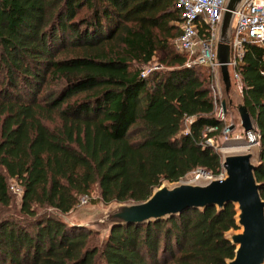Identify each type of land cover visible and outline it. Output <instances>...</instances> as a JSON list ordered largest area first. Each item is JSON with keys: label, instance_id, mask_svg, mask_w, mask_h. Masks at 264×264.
I'll return each mask as SVG.
<instances>
[{"label": "trees", "instance_id": "16d2710c", "mask_svg": "<svg viewBox=\"0 0 264 264\" xmlns=\"http://www.w3.org/2000/svg\"><path fill=\"white\" fill-rule=\"evenodd\" d=\"M180 12L176 0H0V264H226L233 256L223 235L235 229L231 204L114 226L103 240L57 217L92 189L103 204L139 202L162 180L221 172L202 135L223 126L212 74L186 67L172 47ZM156 52L164 69L142 75ZM238 72L264 199V40L244 44ZM8 179L21 190L18 204Z\"/></svg>", "mask_w": 264, "mask_h": 264}, {"label": "water", "instance_id": "95a60500", "mask_svg": "<svg viewBox=\"0 0 264 264\" xmlns=\"http://www.w3.org/2000/svg\"><path fill=\"white\" fill-rule=\"evenodd\" d=\"M242 1L226 0L218 26L215 53L225 94L230 85L226 66L229 60L230 25L233 12ZM230 103L229 99L220 101L223 112ZM235 108L242 132L250 130L251 118L245 107L238 104ZM232 128V125L228 127L229 130ZM249 145L256 148L255 153L249 150L221 151L219 176L202 177L197 174L192 181L162 180L142 201L110 202L113 205L93 222L104 228L103 233L85 224L67 222L62 217L61 221L68 226L96 232L103 240L114 226L149 223L179 215L187 209L201 211L207 206L221 210L226 204H231L235 229L230 228L223 235L234 249L233 256L225 261L226 264H264V199L260 197L259 183L254 176V170L259 165V147L254 142Z\"/></svg>", "mask_w": 264, "mask_h": 264}, {"label": "built area", "instance_id": "2783aa9c", "mask_svg": "<svg viewBox=\"0 0 264 264\" xmlns=\"http://www.w3.org/2000/svg\"><path fill=\"white\" fill-rule=\"evenodd\" d=\"M181 8L180 20L178 22L179 34L173 39V50L184 56L186 67L201 66L212 74L213 99L217 103L216 113L219 119H224L221 109V88L215 77L219 74V64L216 60V43L218 26L224 10L226 0H176ZM264 40V0H243L236 11L233 12L232 24L229 33V60L227 71L229 82L241 92L242 85L238 72L244 53L245 43L261 45ZM142 75H145L142 72ZM221 80V77H220ZM222 83V82H221ZM223 86V84H222ZM190 119H184L181 132H187V125ZM215 127H206L204 133L214 131ZM224 131H229L224 128ZM204 143L213 148L211 137H206ZM243 133V132H242ZM242 144H258V135L254 133L253 126L243 133ZM226 138V137H225ZM237 140L240 138L235 137ZM210 176L202 170H195ZM221 172L219 173V175ZM218 175V176H219ZM10 190L19 195L21 190L15 186H10ZM86 197L79 198L78 205H84Z\"/></svg>", "mask_w": 264, "mask_h": 264}, {"label": "rangeland", "instance_id": "374dc122", "mask_svg": "<svg viewBox=\"0 0 264 264\" xmlns=\"http://www.w3.org/2000/svg\"><path fill=\"white\" fill-rule=\"evenodd\" d=\"M161 57H162V53L156 52L152 57V59L150 60V62L144 66L143 72L146 74L150 70L164 69V66L158 62V59ZM215 79L217 80L221 88V100L224 99L225 101H227L229 99L231 101L230 105H228L226 115L222 120L223 126L220 129L219 134L217 136L211 137L213 149L217 151L218 154L220 155L221 151L222 152H224L225 150L233 151L231 149H234L236 147H242L243 144L241 142L242 141L241 139L244 138V134L242 133V130L239 126V118L235 108V106L241 104L240 92L237 90L235 86H233L230 83L228 93L224 94L220 76L217 75V78L215 77ZM251 123L254 128V123L252 119H251ZM230 125L233 126V129L225 132L224 128H228ZM235 137L240 139L237 140ZM197 174H201L202 177L208 176L206 174L197 173L194 170L186 174L184 178L181 179V181H192L197 176ZM7 182L9 184V187L18 185L11 179H8ZM18 196L19 195L13 194V202L15 204H18L19 202ZM112 205L113 203L103 204L102 202H100L96 189H92L89 193V200L87 201L86 204L78 205L65 214H57V217L60 220L62 217L67 222H71V223L76 222V223L85 224L86 226H89L91 229H98L103 233L104 228L101 227L100 225H96V223L93 222L96 220L99 214H101L104 210H106L107 207ZM98 239L100 240V234H98Z\"/></svg>", "mask_w": 264, "mask_h": 264}, {"label": "bare ground", "instance_id": "6f19581e", "mask_svg": "<svg viewBox=\"0 0 264 264\" xmlns=\"http://www.w3.org/2000/svg\"><path fill=\"white\" fill-rule=\"evenodd\" d=\"M255 149H256V148L253 147L252 145H245V144H243L242 147H236V148L231 149V150H233V151L249 150V151L255 153ZM229 151H230V150H225L224 153H225V152H229Z\"/></svg>", "mask_w": 264, "mask_h": 264}, {"label": "flooded vegetation", "instance_id": "af4514ba", "mask_svg": "<svg viewBox=\"0 0 264 264\" xmlns=\"http://www.w3.org/2000/svg\"><path fill=\"white\" fill-rule=\"evenodd\" d=\"M232 129H233V128H232ZM232 129H231V130H232Z\"/></svg>", "mask_w": 264, "mask_h": 264}]
</instances>
